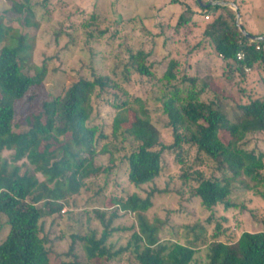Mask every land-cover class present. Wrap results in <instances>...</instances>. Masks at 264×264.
<instances>
[{"label": "trees", "instance_id": "trees-1", "mask_svg": "<svg viewBox=\"0 0 264 264\" xmlns=\"http://www.w3.org/2000/svg\"><path fill=\"white\" fill-rule=\"evenodd\" d=\"M201 1L207 4L211 0ZM31 2L14 1L29 25L34 15ZM171 5L183 9L177 23H163L156 34L165 46H171L161 78L166 127L173 131L171 145L163 142L162 131L153 123L143 100H130L121 84L129 80L131 71L155 78L147 64L150 54L143 49L129 50L130 61L119 81L94 69L91 79L77 77L60 95L45 100L38 111L17 118L16 103L43 82L46 70H35L34 76L26 73L28 35L0 24V215L10 225L0 241V264H50L52 241L42 235L41 220L60 214L82 190L90 192L89 180L117 168L114 152L121 148L112 150L110 137L91 121L94 99L108 101L116 110L112 136L132 138L121 164H125L126 176L134 187L154 183L161 176L164 153H180L188 144L214 165L211 177L197 172L193 188L201 206L210 213L208 223L217 207L243 208L233 200L238 189L264 197V40L249 42L238 27L237 12L229 6L216 3L203 7L197 0L194 7L183 0H171ZM239 13L244 19L240 6ZM183 28L188 29L187 34L181 33ZM239 52L245 53L244 60L237 59ZM216 62L221 77L237 86L238 100L213 90L210 77ZM113 74L116 76L115 70ZM207 92L215 94L210 102L202 100ZM21 121L28 130L18 133L15 129ZM221 132L230 136L227 143L221 140ZM5 150L13 153L11 160L1 156ZM106 154L111 166H97L96 157ZM20 161L26 167L23 173ZM153 195L151 192L144 198L133 192L125 198H111L109 207H94L101 230L89 228L76 236L83 243L86 258H101L110 264L130 254L136 264H193L196 254L206 249L205 264H264V220L262 230L243 231L233 241L220 239L219 222L211 239L203 226H195L189 228L184 243L161 240V223L150 222L146 216L153 207ZM92 197L91 201L100 202L104 190L99 188ZM41 202L47 206L39 208ZM126 214L134 215L136 223L127 243L116 247L110 243L118 231L113 224Z\"/></svg>", "mask_w": 264, "mask_h": 264}, {"label": "rangeland", "instance_id": "rangeland-1", "mask_svg": "<svg viewBox=\"0 0 264 264\" xmlns=\"http://www.w3.org/2000/svg\"><path fill=\"white\" fill-rule=\"evenodd\" d=\"M14 1L18 0H0V24L13 28L15 33L28 35L30 57L26 62V73L34 76L35 70H46L43 82L32 87L24 99L16 103L17 118L38 111L45 100L60 95L77 77L91 79L94 69L99 73H109L115 81H119L130 61L129 50L143 49L150 54L147 64L151 65L155 78L141 77L131 71L129 80L122 81L121 84L130 100H143L150 110L153 123L162 131L163 142L167 145L174 142L173 131L166 127L168 119L163 113L165 85L161 81L171 46H165L163 39L156 34L163 23L176 24L183 9L171 5V0H32L34 15L29 25L24 20V14L14 5ZM183 1L194 7V0ZM234 1L225 0L226 3ZM248 3V9L241 10L245 19L241 17L239 22L245 25L247 32L260 33L264 31V0H250ZM185 16L189 17L190 13L186 12ZM181 33L187 34L188 29L183 28ZM215 67L216 71L210 77L213 78V90L238 100L237 86L230 85L221 77V67L218 63ZM114 70L116 76L113 74ZM214 95L213 92H207L202 96V100L210 102L215 98ZM93 104L91 121L99 125L110 137L112 150H115V147L121 148L120 151L114 152L117 168L109 174L101 173L89 180L92 188L90 192L82 190L64 205L60 214L41 220L42 235L52 241L50 264L76 261L81 264H107L105 259H87L83 243L76 236L84 235L89 228L101 230V223L93 211L94 207H109L111 198H125L133 192L144 198L154 192L153 207L146 216L150 222L161 223V240H178L184 243L189 228L195 226H203L207 238L211 239L217 222L222 225L223 235L220 239L223 241H233L243 231L262 230L264 197L241 189L235 191L233 200L243 208L224 210L223 207H217L214 219L208 223L210 213L201 206L193 188L197 172L211 177L215 174L214 165L206 155L200 154L195 147L188 144L183 145L180 153L169 150L164 153L163 170L154 183L141 188L134 187L126 176L125 164H121L124 154L130 151L132 138L112 136L116 110L108 101L94 99ZM135 107L138 108L137 105ZM132 115L130 114L131 120ZM20 123L15 131L26 132V124L23 121ZM220 138L227 143L230 136L221 132ZM12 154L11 151L5 150L1 156L11 160ZM180 159L183 163H180ZM95 163L102 167L111 166L108 154L98 155ZM18 164L21 165L23 173L26 170L22 165L23 161ZM39 177L41 178L40 175ZM99 188L104 190V197L95 203L91 198ZM37 206L43 208L47 203L41 202ZM135 223L136 219L132 214L115 220L113 226L118 228V231L110 238V243L116 247L125 245L131 235L130 229ZM9 229L7 218L0 215V241L6 237ZM189 234L192 237L191 232ZM205 262L206 249H203L196 254L193 264ZM110 264H136V261L130 254H125L120 261H112Z\"/></svg>", "mask_w": 264, "mask_h": 264}, {"label": "water", "instance_id": "water-1", "mask_svg": "<svg viewBox=\"0 0 264 264\" xmlns=\"http://www.w3.org/2000/svg\"><path fill=\"white\" fill-rule=\"evenodd\" d=\"M197 1L203 7H210V6H212V5L217 3V4H220V5L229 6V7L234 8V10L237 12V24H238V27L243 32V34L246 36L247 40H249L251 42H257V41H263L264 40V36L253 35V34L247 32L243 28V25L239 22V20L241 19V14L239 13V7H238V5L236 3H226L225 1H220V2L209 1L207 4H203L201 0H197Z\"/></svg>", "mask_w": 264, "mask_h": 264}, {"label": "crops", "instance_id": "crops-1", "mask_svg": "<svg viewBox=\"0 0 264 264\" xmlns=\"http://www.w3.org/2000/svg\"><path fill=\"white\" fill-rule=\"evenodd\" d=\"M249 0L248 1H245V0H240V3H238V0H237V5H238V7L240 6V8H241V10L242 9H244V10H246V9H248V7H249ZM245 19V18H244ZM261 33H264V31H262V32H260V33H256V34H253V33H251V34H253V35H258V34H261Z\"/></svg>", "mask_w": 264, "mask_h": 264}, {"label": "built area", "instance_id": "built-area-1", "mask_svg": "<svg viewBox=\"0 0 264 264\" xmlns=\"http://www.w3.org/2000/svg\"><path fill=\"white\" fill-rule=\"evenodd\" d=\"M206 19H209V17H206ZM249 41V40H248ZM249 42H251V41H249ZM259 48V47H258ZM237 59L238 60H244L245 59V53L244 52H239L238 53V55H237ZM250 68H248V67H245V71L246 72H250Z\"/></svg>", "mask_w": 264, "mask_h": 264}]
</instances>
